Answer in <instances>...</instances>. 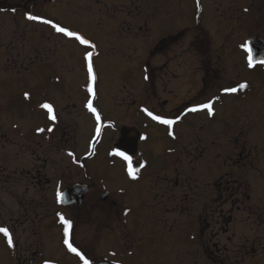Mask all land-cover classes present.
Listing matches in <instances>:
<instances>
[{"label":"flooded vegetation","instance_id":"obj_1","mask_svg":"<svg viewBox=\"0 0 264 264\" xmlns=\"http://www.w3.org/2000/svg\"><path fill=\"white\" fill-rule=\"evenodd\" d=\"M193 1L184 0L189 7ZM156 2L160 5L154 7ZM164 3L166 0H0V160H20L31 156L35 161L21 171L16 167L0 173V193L5 195L3 199L0 194V227L7 228L13 240V245L9 246L7 238L0 233V245L9 252L8 260L6 258L9 264H84V260L89 264H131V259L144 250L142 239L152 241L153 238L165 239L166 242H162L166 248L163 256L169 262L176 255L178 264H264V147H260V143H264V127L258 128L257 135L251 139L245 125L247 122L242 123L243 111L240 110V104L243 108L248 106L249 109L250 106L251 98L245 96L249 91L248 83L241 82L247 85L243 89L239 88L240 82L224 86L222 80L225 76L216 74L211 55L214 42L221 40V45L225 46L230 39H235L233 36L244 35L243 41L233 48L243 54L245 67L249 65L245 45L264 34V30L260 32L264 28V0H231L224 1L225 4L213 0L215 6L208 12H213L219 21V40L217 31L206 26L202 22L203 16H200L193 17V20L201 33L190 37L188 44L175 43L167 48L168 39L160 38L155 44H149L147 47L151 50L145 72L138 76L140 89L137 92L145 90L143 103L137 104V92L127 93L125 97H120V93L114 95L110 105L111 112L117 117L115 119L104 117L96 107V99L92 102L95 113L86 107L88 97L91 94L97 96L95 54L90 60L86 54L84 59V44H79L75 37L58 33L52 26L56 24L74 32L79 28H74L68 20L75 17L84 22L101 19L103 24L97 29L111 47L113 57H117L113 63L115 68L120 62L119 53L135 51L140 46L136 43L138 33L133 31L145 29L149 32L150 28L153 30L155 26L164 25L165 10L159 11ZM139 4L145 5L139 7ZM228 6L231 11L225 9ZM156 9L157 16H161L157 25L153 22ZM254 14L256 26L252 27L254 32L250 30L252 34L240 22L229 23L233 16L242 18ZM29 15L40 19L29 20ZM43 20L52 23L46 24ZM124 30L130 33H123ZM124 41L130 43L123 45ZM177 51L178 56L194 51L203 62L194 71L186 69L173 83L165 66ZM229 51L232 52V48ZM63 56L71 57L69 73L78 69L81 79L86 80L74 93V105H70L68 100L63 107L78 111L79 117L72 118L76 125L60 123L63 114V104H60L54 107V126L39 132L30 128L29 133L33 132L35 138L25 141L26 134L21 131L19 136L14 135L9 125L20 129V125L11 122L12 116L23 113L28 106V110L32 109L35 98L30 90H19L18 85L29 82L39 87L46 80L57 82L58 76L72 83L69 73L59 75V59ZM219 56L223 58L217 54ZM107 60L110 65V56ZM89 63L92 64L94 81L89 77ZM116 78L121 79L120 76ZM89 87L92 92H89ZM234 87L236 92L225 91ZM169 89H175L173 97L181 105L178 111H184V115L173 108L166 109L169 93L174 92ZM81 90L83 92L79 93ZM189 92L196 98L182 103V96ZM234 95L239 96L233 113L234 123L228 124L226 129L212 132L209 123L217 114L218 107L224 108ZM208 103L212 104V114L200 107ZM118 105L124 106L128 114L120 111ZM36 106L37 110L43 111L41 106ZM139 106L140 111L133 117L140 118L137 120L141 121L140 129L134 123H125L127 115H133ZM193 108L198 110L190 111ZM152 116L175 123L171 126L162 124ZM186 117V125L193 128L195 136L186 140L181 170L175 174V170L167 171L159 181L140 175L133 179L127 172L120 171L125 180L132 183L129 194L138 200L136 213L147 212L145 227L141 221L132 224L126 220L131 207H125L118 201V195H123L125 190L119 187V192L111 191L104 175H96L98 167L104 169L105 163L110 161L117 167H123L128 161L116 155L117 152L129 156L133 162L139 144L149 139L143 127L160 133L154 126L170 130L171 127H180ZM203 132L210 137L203 139ZM94 138H103V145L107 146L104 152H99L98 147L92 144ZM60 155L68 161V166L58 172ZM184 161H189L193 170L190 171L189 163ZM204 161L224 162L226 168L224 171L217 169L210 175L202 172L203 175H190ZM82 169L87 171V175ZM143 178L147 179L145 183L141 182ZM61 215L73 222L67 237L60 221ZM182 224L195 229L190 236L193 242L174 250L169 239ZM66 239L84 256L83 260L69 250Z\"/></svg>","mask_w":264,"mask_h":264},{"label":"rangeland","instance_id":"obj_2","mask_svg":"<svg viewBox=\"0 0 264 264\" xmlns=\"http://www.w3.org/2000/svg\"><path fill=\"white\" fill-rule=\"evenodd\" d=\"M219 1H222L224 3V1L230 2L231 0H224V1L218 0V2ZM193 2L195 4L191 3V6L189 7L188 4L184 2V0H166V3H164L162 5V8L159 10V11L165 10L163 16V19L165 21L164 25L159 27L155 26L154 27L155 29L153 28V30L150 28L151 30L148 29L149 32H147L145 29L142 30L139 29L133 31L135 34L138 33V36L136 38V43L140 46L135 51H124L122 53H119L118 59L120 60V62L118 61L115 68L113 67V63L117 59V57H113L111 47L107 44L106 40L103 39L102 34L97 29L98 25L103 24L102 20L96 18V19H91L90 21L85 20L84 22L83 19L77 17H75L72 20H68L69 24H71L74 28H79L81 30L80 31L79 29H74L75 34H78L83 38H86L88 41H91L97 45V47L96 46L94 47L93 44L89 42L88 44H84L82 46L84 50V59H85V55L88 54L89 52H91L92 55L95 54L93 60L97 74V86H96L97 96L95 97V95L91 94L88 97L86 105H88L89 101H91L92 104V102L96 99L95 101L96 107L102 112L104 117L106 118L112 117L114 119L117 118L111 112L110 103L113 102L114 95L116 94L120 93V97L122 96L125 97L127 93H131V92L136 93L140 89L138 76L144 74L149 51L151 50V48L147 46L149 44L152 45V43H154L158 38H160L161 40L168 39L167 40L168 42L166 41L167 48L168 45L171 46L175 43L188 44L190 37H193L195 35L198 36L201 33V31L197 27H195V22L193 20V17L196 19L197 17L203 16L202 22L206 26L212 28L215 32L217 31L216 38L219 40L220 38V34L218 33L219 21L217 20L213 12H211V14L210 12H208L211 10L213 5L215 6V4H213V0H199V5L197 3V0H194ZM241 2H244V0H241ZM155 4L157 5H154V7L160 5L158 4V2H156ZM224 4H222L223 7L226 6ZM144 5L145 4H139V7H144ZM225 9H227V11L232 10L229 6L226 7ZM144 11L145 10L142 9V12ZM159 17L161 18L160 14ZM159 17L157 16V9H156L155 20H153L155 25H157V23L160 22ZM255 17L256 14L250 17H242V18L240 17L238 18V16L236 15L231 17L232 20H230L229 23L237 24L238 22H240L242 23L240 25H243L242 27H247L248 32H250V30L254 32L252 27L256 26ZM262 30H264V28H262L260 32ZM123 33H130V31L124 30ZM233 37L235 39H230L227 45L224 44L225 46L221 45L220 43L221 40L218 41L217 43L214 42V52H212L211 55L212 58H214V67L216 68V74L220 77L225 76V78H223L222 80L224 86L227 87V85H231V84L234 85L238 82H240L241 85V82L247 81L249 91L245 96H249L251 98L250 106L248 109V106L243 108L242 104H240V110L243 111L242 123L247 122L245 125L248 126L249 128L248 133L251 134V139H253L254 134L255 136L257 135L258 128L262 126L264 127V66L255 65L249 67L248 65L247 67H245L242 56L243 54L240 52L239 53L235 52V49L233 48V46L236 48L238 44L243 41L242 39H244L245 36L240 35ZM258 37L259 39L261 38L264 41V34ZM214 39H215V35L213 36V40ZM128 43L130 42L124 41L123 45H126ZM163 43L164 41L162 42V44ZM215 48H218V50H216ZM229 48H232V52L229 51ZM178 52L179 51L172 54L171 61H169L168 66L167 65L165 66L167 76L173 83L176 81L177 76H180L181 74L183 75L186 69H188L187 71H192V70L194 71L196 70L197 66H201V63L203 62L202 58L197 56V53L194 51H191L188 54L182 53L185 54L184 56L183 55L178 56L177 54ZM217 54L223 56V58H221L220 56L218 58ZM81 55L82 52L80 53V56ZM72 56L75 57V54H72ZM108 56H110V61H111L110 65L107 64ZM156 60L157 59L154 58V61ZM59 61H60L58 68L59 75L63 74V72L69 73V70H71L70 67L72 66L71 57L69 56L60 57ZM161 63H163V60ZM77 70L78 69L72 70L68 74V78H71L72 83L70 80L67 79L63 81L62 78L58 76L57 78L58 83L54 81L52 82L51 80H46L43 81L42 84L39 85V87H34L29 82H21L18 85L19 90L22 91L30 90L33 93L35 98L34 99L35 104L31 106L32 109L28 110L29 106L28 103H26L25 106L28 107L27 109L25 108L26 110L23 113L20 112L21 114H14L12 116L11 122L16 124V126L20 125V129L18 130L11 127L12 124L9 125L10 128H12L11 130L13 131L14 135L19 136L20 132L23 131L24 135L26 134L25 141H27L30 138H35V135L32 134L33 132L29 133L30 128L33 130H37V132H39L41 129L47 130L48 126L50 127L54 126V120L50 118V114L48 113L47 109L42 107V105L45 103L50 104L52 106L53 114H55L54 107L63 104L61 105L62 107L61 111L63 114L60 117V123L62 124L68 123V125L75 127L76 124L72 120V118L79 117L78 111L68 110L67 108H63V107L65 102H66L65 105H67L68 103H70V105H74L75 102L73 98V96L75 97L74 93L77 92V89L80 85H83L86 82L85 78L83 80L81 79V76ZM116 76H120L121 78L120 81L116 78ZM162 79L163 78H160V81H162ZM191 80H193L192 77ZM191 83H193V81ZM169 90H173L174 92L169 93V98H168L169 103L165 107L166 109L173 108L174 111H178L181 105L177 102V99L173 97L175 93V89H169ZM82 92L83 91L81 90L79 93ZM144 92L145 90L141 92H137L138 93L137 104L143 103L142 97L144 95ZM195 98L196 95L189 92L184 96H182V103L190 102ZM238 99L239 96L234 95L232 99L228 101L227 105L224 108L218 107L217 114L215 115L214 119L209 123V128H211L212 132H214L213 130H217V129L218 131L222 129H226L228 124L234 123L233 113L235 112L234 109L237 107ZM29 105H31V102ZM36 105L41 106L43 111L37 110ZM118 107L120 111H124V114H128L124 106L118 105ZM228 108L231 109L227 110ZM140 109L141 107L139 106L136 109V111L133 113V115L129 113L130 115L129 116L127 115L128 119L125 121V123L128 122H129L128 124L134 123L138 126V129H140L141 121H137L140 120V118L136 119L135 117H133L135 114H137V112L140 111ZM70 112H73V115L70 116L69 115ZM183 113L184 111H180V110L178 111V114H183ZM200 114L202 116L204 115V113H200ZM257 115H260V117L257 118L256 117ZM187 119L188 117L182 120V124L180 125V127H177L178 130L176 127L175 128L171 127L169 130L167 127L166 128L159 127L158 125L157 127L153 125L157 131H160V133L158 132L155 133V131L150 132V130L148 129L149 127L142 128L143 132L148 133L149 139L147 142H143L139 144V149L138 152L136 153L137 155L135 156V160L131 162V166L133 169H139V171L136 172V175H140L142 177L145 176L146 178L149 179L154 178L155 181H159L162 178L161 175H163V173L167 171L175 170L174 171L175 174V172L181 170L182 157L186 154L182 152V150L186 146V140L190 139L191 136L192 137L195 136V134L193 133V128L186 125L188 124V121H185ZM101 131H102V127L100 128V132ZM165 131H167L168 134L164 135ZM201 134H202V138L205 140L210 137L209 135H206L205 132ZM92 141H93L92 144H95V146L98 147L97 149H99L98 150L99 152L101 151L104 152L107 149L106 148L107 146L103 145V138L100 140H98V138H94L92 139ZM260 147H262L263 149L264 143H260ZM33 159L34 157L28 156L27 158L22 157V159L20 160L16 158H13V160L11 159L0 160V173L6 172L9 169L14 170L16 167H18L20 171L22 170V168L26 169V167H29L34 164L35 161H33ZM59 161H60L59 162L60 165L58 167V172L61 169H64L65 167L68 166L67 165L68 161H66L64 157L61 155L59 156ZM184 162L189 163V161H184ZM175 163H178L179 165ZM101 164L103 165L102 162ZM128 165L129 162L124 164L123 166L124 168L117 167L116 163L110 161L109 164L105 163L104 169L102 166H99L96 175H98L99 177L101 175H104L103 177L106 180L107 183L106 185L109 187L111 191L119 192L118 191L119 187L125 190L123 195H118V201L121 205L125 207H131L130 214L126 217V220L127 221L130 220L132 224H134L136 221L139 222L141 221V225L145 227L147 222L146 220L147 212H145L144 214L136 213L135 207L137 206L138 200L137 198H132L131 194H129V189L132 183H129V181L125 180V178L120 174V171L128 173ZM198 166L200 168L197 171H193L190 175H203V174L210 175L211 173L217 171V169L224 171V169L226 168L224 162L222 164L219 161L218 162L204 161L202 162L201 166L200 164H198ZM189 167H190V171L193 170V166L190 163H189ZM82 170L84 171V174L87 175V171L85 169ZM200 172H202L203 174H201ZM151 175H154V177H150ZM146 178H143L141 182L145 183L147 180ZM0 194L2 195V198L5 199L4 193L1 192ZM194 233H195V229L193 227H191L190 225L188 226L182 224L179 227V229L173 233L174 237L169 239L172 248L174 250H180L183 245L191 244L193 241L190 240V236ZM142 241L145 243L144 250L142 251V253H139L138 255L134 256L131 259L130 261L131 264H135L137 262H141L140 264H178L179 263L178 260L179 257L176 255L173 257L172 260H170V262L167 261L166 258L163 256V253L166 252L165 243H162V242H166L164 238H160V239L153 238L152 241H150L149 239H145V240L142 239ZM180 255L181 253H179V256ZM8 256H9V252L5 251L4 247L0 245V264H9L6 261V258L7 260L9 258Z\"/></svg>","mask_w":264,"mask_h":264},{"label":"snow or ice","instance_id":"obj_3","mask_svg":"<svg viewBox=\"0 0 264 264\" xmlns=\"http://www.w3.org/2000/svg\"><path fill=\"white\" fill-rule=\"evenodd\" d=\"M197 3H198V5H199V0H197ZM27 18H28L29 20H39V19H40L39 17L32 16V15H29ZM42 22H43V23H46V24H51V23H52L51 21H48V20H43ZM52 26H53V28H54L58 33H62V34H64L65 36H68V37H75V38H76L77 40H79L80 43H82V44H88V43H89V42H88L87 40H85L83 37H81V36L75 34V33L72 32V31H69L68 29H66V28H64V27H61V26L56 25V24H53ZM245 48H246L247 51L251 52V48H249L247 45H245ZM91 55H92V53L89 52V53H88V58H89V60H90V58H91ZM256 62H257V63H262V64H264V60H260V61H256ZM248 64H249V67H252L253 64H254L253 57H252L251 55H249V58H248ZM88 73H89V77H90V79L94 81V80H95V76H94V74H93V69H92V64H91V63L88 64ZM246 87H247L246 84H241V85H240V88H241V89L246 88ZM88 90H89V92H92V91H93L91 87H89ZM225 91H226V92H236L237 89H236V88H231V89H226ZM42 107L45 108V109H47L48 113L50 114V118H51V119H53V120L56 119L55 115L53 114V108H52V106H51L50 104L45 103V104L42 105ZM87 107H88L89 110L92 111L93 113L96 112V110L92 107L91 101H89ZM200 107L203 108V109H207L208 112H209V114H212V104H211V103L201 105ZM197 110H198L197 108H193V109H191L190 111L195 112V111H197ZM148 114H149L150 116L152 115L151 113H148ZM96 118H97V120H99V115H98V114H97V117H96ZM152 118H153L154 120H158V121H159L160 123H162V124H166V125H169V126H171L172 124L175 123V121H173V120L162 119V118L159 117V116H152ZM40 131H43V129H41ZM98 131H99V130H97V132H98ZM115 154H116V155H119V156H122L126 161L129 162V165H128V174H129L133 179H136V178H137V177H136V172H138L139 169H133V168H132V166H131V158H130L129 156L125 155V154L122 153V152H117V153H115ZM70 155H71V153H70ZM60 198L62 199V195H61ZM60 221H61L62 224L64 225V234H65V237H67L68 234H69V231H70V230L72 229V227H73V222H72L71 220L65 219V218L63 217V215L60 216ZM0 233H2L3 236L7 238V243H8V245H9V246H12V245H13V240H12V237H11V234H10L9 230H8L7 228H5V227H0ZM65 243L68 245V248H69L70 251L74 252L77 256H80V258H81L82 260L84 259V256H83V255H82V254H81V253H80L75 247H73L71 243H68L67 239L65 240ZM46 264H47V262H46ZM84 264H89V262H88L87 260H84Z\"/></svg>","mask_w":264,"mask_h":264},{"label":"water","instance_id":"obj_4","mask_svg":"<svg viewBox=\"0 0 264 264\" xmlns=\"http://www.w3.org/2000/svg\"><path fill=\"white\" fill-rule=\"evenodd\" d=\"M248 47L251 48L250 55L253 57L254 64L256 61L264 60V41L254 38L248 41Z\"/></svg>","mask_w":264,"mask_h":264}]
</instances>
